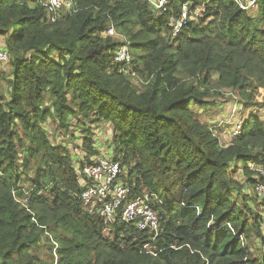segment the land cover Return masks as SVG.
<instances>
[{
	"label": "trees",
	"instance_id": "obj_1",
	"mask_svg": "<svg viewBox=\"0 0 264 264\" xmlns=\"http://www.w3.org/2000/svg\"><path fill=\"white\" fill-rule=\"evenodd\" d=\"M40 1L0 0V46L12 68L10 97L0 96V264H54L35 251L51 236L57 264H264L245 242L254 229L263 243L262 231L248 222L249 206L232 201L230 178L242 166L246 187L255 184L248 165L264 167V117L251 116L223 146L194 110L223 92L246 105L264 94V0L257 17L232 0H193L206 13L176 38L170 13L188 0H171L164 17L146 0H73L77 12L56 23ZM111 26L129 43L132 65L115 62L123 41L103 36ZM75 119L110 125L132 194L161 200L154 242L135 223L107 225L86 210L77 171L99 154L93 128L81 124L75 162L43 129L52 120L69 131ZM24 139L32 151L20 171Z\"/></svg>",
	"mask_w": 264,
	"mask_h": 264
},
{
	"label": "built area",
	"instance_id": "obj_2",
	"mask_svg": "<svg viewBox=\"0 0 264 264\" xmlns=\"http://www.w3.org/2000/svg\"><path fill=\"white\" fill-rule=\"evenodd\" d=\"M146 1L158 17H164L172 11L171 0ZM232 1L244 11L253 13L257 10L258 0ZM193 5V0H188L182 5L178 15L170 13L169 20L173 28V38L177 37L188 22L204 17L205 5H199L195 9H193ZM39 6L46 9L48 20L51 23H56L61 18L72 16L77 12L76 3L73 0H41ZM103 36L122 39L123 45L116 54L115 62L125 66L132 65L134 59L126 38L120 35L113 26ZM8 62L9 53L0 46V64ZM245 123L240 122L235 125L230 130V138L238 136ZM115 156V153L99 155L93 164H86L83 168L78 169L77 175L82 182L80 199L88 213L98 216L105 224L113 226L135 223L138 230L150 234L154 242L162 232L160 218L154 209L156 203H161V200L156 195L146 192L143 195L132 194V188L126 181L121 158ZM248 168L255 181V184L251 185V192L261 205L264 216V167L253 163L249 164ZM262 224L264 238V218Z\"/></svg>",
	"mask_w": 264,
	"mask_h": 264
},
{
	"label": "rangeland",
	"instance_id": "obj_3",
	"mask_svg": "<svg viewBox=\"0 0 264 264\" xmlns=\"http://www.w3.org/2000/svg\"><path fill=\"white\" fill-rule=\"evenodd\" d=\"M252 16L257 17V11H254ZM262 28L264 27V18H261ZM11 73L12 68L10 63L0 64V96L8 100L10 97V81H11ZM133 83H135V87L140 89L141 83L138 82V78H135V75H131ZM223 99L215 100L214 104L206 109L201 107H194V110L201 114L200 118L203 122L210 125L213 129L214 134L219 138L220 143L223 146H227L230 143V130L234 128L238 123L247 122L251 116L260 117L263 119L264 117V94L261 91H258L255 95V103L256 104H245L244 101L234 95L232 92H223ZM48 101V98H47ZM72 109H77V107L71 103ZM78 119L73 120L72 127L69 131H66L64 128L57 126L53 123L52 120L48 121L45 125H43V129L46 132V135L49 139H52L57 145H62L70 151L71 156L73 157L74 162L79 161L80 157V147L82 144V135L83 129L81 128V124L84 122L89 124L94 131V139L96 140L97 150L99 151V155H112L114 154L113 146L109 140L111 136V126L108 124H98V123H90L89 121H85L81 119L80 122H77ZM24 137V133H22ZM25 146L19 148V169L20 171L24 168L23 164L27 155H31V149H29V141L24 139ZM227 144V145H226ZM90 159V157H89ZM97 157L91 158V160H96ZM35 161H31L29 165V169L26 174L22 176V180L24 181L23 185L26 188L33 187L35 184L34 180L36 179V174L38 171V162L40 161V157H34ZM237 170L234 172V168L231 169L230 178L237 183V185H233L235 189L231 198L234 203L241 209L244 208L243 203H246L252 214L249 215L246 212V209H243V212L248 217V222L252 225V223L258 221V225L260 230L262 231V208L259 204L257 198L252 194L251 186L246 187L247 178L243 174L242 166H237ZM125 176L127 177L126 171H124ZM252 178V176H251ZM242 185L245 186L243 189ZM235 186H241V191L236 189ZM250 241V242H249ZM245 242L250 247V250L253 252L254 257H259L262 259L264 253V246L261 243V239L259 238L258 233L254 229L252 231L251 237L249 239H245ZM58 249H60V244L57 243L54 236H51L50 243L43 241L40 244V247L35 249L36 254L40 255L43 259H51L54 264H57L59 261V257L57 255Z\"/></svg>",
	"mask_w": 264,
	"mask_h": 264
},
{
	"label": "crops",
	"instance_id": "obj_4",
	"mask_svg": "<svg viewBox=\"0 0 264 264\" xmlns=\"http://www.w3.org/2000/svg\"><path fill=\"white\" fill-rule=\"evenodd\" d=\"M195 108H197V107H195ZM196 112V111H195ZM197 113V112H196ZM199 114V113H198Z\"/></svg>",
	"mask_w": 264,
	"mask_h": 264
}]
</instances>
